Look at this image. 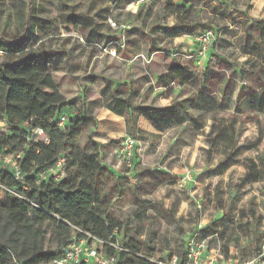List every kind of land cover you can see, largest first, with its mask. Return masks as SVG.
Here are the masks:
<instances>
[{
  "label": "rangeland",
  "instance_id": "1",
  "mask_svg": "<svg viewBox=\"0 0 264 264\" xmlns=\"http://www.w3.org/2000/svg\"><path fill=\"white\" fill-rule=\"evenodd\" d=\"M114 1L0 0V38L8 43L21 39L25 44L28 37H40L41 49L52 55L56 65L52 76L65 98L63 107L66 111L72 109L75 115L81 113L94 119L93 140L100 148L99 160L109 171L123 177L118 180L121 192L111 201V213L123 225L116 234L120 246L128 238L144 243L151 237L156 251L154 259L158 260L168 253L180 252L199 226L220 228L225 213L232 221L241 219L249 223L252 234L241 245L253 244L264 231V111L250 109L238 91L243 87L245 92L247 87L258 90L262 81L257 85L251 74H245L250 69L244 64L247 58L229 45L237 43L240 27L246 21H264V0H219L223 3L218 2L219 5L233 11L234 17L239 16L234 24L214 17L198 2L174 1L177 9L169 15L155 0H147L137 8L127 6L126 0L116 5ZM148 9L153 17L142 24ZM112 17L120 24L126 23L123 42L140 40L145 51H150L149 39L155 38L150 33L154 26L163 29L183 24L195 29L191 35L158 42L160 52L151 51L148 56L145 52L142 57L126 60L111 48L116 41H122V35L109 26L108 19ZM222 26L233 29V34L223 36L224 32L218 29ZM45 27L51 29L47 34L43 31ZM203 33H210L205 51L195 40ZM28 47L36 48L37 44ZM211 54L221 55L232 66L236 65V70L241 67L244 74L237 79L230 75L231 67L226 71L219 67V74L229 80L230 91L226 95L211 94V100L189 103L194 122L179 113L165 129H156L141 117L127 127L124 118L110 110L117 101L113 94L117 84L134 82L136 88L135 81L144 74L154 87L157 75L170 62L188 67L199 79L207 65L218 68ZM6 61L2 54L0 65ZM90 79H95V84ZM107 83L109 87L105 88ZM195 94L196 88L190 85L174 86L166 92L161 88L149 91L148 84H142L140 96L132 102L163 109L175 100L189 99ZM129 137L136 142L130 167L116 155ZM250 144L256 145L232 157L235 164L228 168L219 166L235 147ZM251 162L260 170L261 178L255 183H244ZM137 200L149 201L152 206L145 221L134 215ZM4 203L5 196L0 193V204ZM171 210H175L172 218L162 220L159 211ZM150 232L155 233L154 237ZM206 239L210 247L221 246L211 236ZM54 248V239L47 233L45 249ZM140 252L144 255L146 247L142 246ZM226 261L238 264V260Z\"/></svg>",
  "mask_w": 264,
  "mask_h": 264
},
{
  "label": "trees",
  "instance_id": "2",
  "mask_svg": "<svg viewBox=\"0 0 264 264\" xmlns=\"http://www.w3.org/2000/svg\"><path fill=\"white\" fill-rule=\"evenodd\" d=\"M119 1L115 0L114 4ZM126 1L128 6L137 0ZM174 1L184 4L198 2L214 17L230 20L232 24L239 17H234L233 11L221 6L223 3L219 0H155L169 15L177 9ZM152 14L148 9L143 15L142 24L151 20ZM240 28L241 34L237 43H230L229 47L236 50L241 57L247 58L244 64L250 69L245 74H251V79L254 78L256 82L251 81L262 83L257 84L260 86L258 90L247 87L245 92V87L239 89L238 96H243L242 101L250 109L264 111V21H246ZM194 29L192 25L183 24L163 29L154 26L150 30L155 37L149 39L150 51L141 47L140 40H133L123 42L122 49L115 47L116 54L118 57L122 55L126 60L139 58L145 52L148 56L151 51H162L158 42L191 35ZM218 29L224 32L225 37L233 34V29L226 26ZM48 30L51 29L43 28L46 34ZM40 41V37H28L25 44L21 39L8 43L0 38V51L7 58L6 63L0 65V120L6 123V130L0 132V193L5 196V203L0 204V264H50L62 257L73 237L81 240L85 238L84 234L122 248V251H115L109 246L104 247L107 255L116 257V264H154L149 260L154 259L156 253L151 237L144 243L133 238H128L123 246L117 243L116 234H119L123 225L111 213V201L121 192L118 180L123 177L109 171L99 160L100 148L93 140L96 134L94 119L81 113L75 115L72 109L66 111L63 107L65 98L52 76L56 67L54 59L41 49ZM36 44V48L28 47ZM212 57L215 67L218 66L217 70L207 65L199 79L188 67L170 62L157 75L154 87L149 85L150 80L144 74L135 81L138 82L136 88L134 82L131 85L117 84L113 89L117 101L110 110L123 117L127 127L133 120L141 117L156 129H165L179 113L194 122L189 103L211 100V94L218 92L226 95L230 91L229 80L226 81V77L219 74V67L226 71L229 66L231 76L243 78L244 71L241 67L234 69L236 65L232 66L221 55L214 54ZM90 83L95 84V79H90ZM142 84H148L149 91L161 88L166 92L172 91L174 86L184 88L190 85L196 88V94L189 99L175 100L170 107L163 109L134 105L132 101L140 96ZM107 87L108 83L105 85ZM218 87L220 89L217 91ZM62 115L67 119L63 132L56 126ZM37 129L43 132L42 137L34 134ZM255 145L235 147L219 166H232L236 163L232 157ZM18 153H21L18 161L21 179L2 162V157ZM60 160L64 175L56 181L49 171ZM251 164L249 172L243 178L244 183H255L261 178L260 170L253 162ZM41 174L45 175L44 179L40 178ZM136 205V219L145 221L146 212L152 207L150 202L137 200ZM174 213L175 210L170 213L159 211L165 221L171 219ZM220 222V228L212 225L205 227L200 230L198 237L206 239L211 236L214 242L219 241L222 256L225 259L238 260V264L260 254L261 246L264 245V231L258 234L253 244L243 246L242 241L248 240L252 234L249 223L242 222L241 219L232 221L228 213L222 216ZM47 233L54 239L53 250L45 249ZM149 235L154 237L155 233L150 232ZM142 246L146 247L144 255L140 252ZM231 249L234 256L230 254ZM171 255H177L184 262L185 243L180 252L168 253L167 256ZM167 256L163 255L158 260H164Z\"/></svg>",
  "mask_w": 264,
  "mask_h": 264
},
{
  "label": "built area",
  "instance_id": "3",
  "mask_svg": "<svg viewBox=\"0 0 264 264\" xmlns=\"http://www.w3.org/2000/svg\"><path fill=\"white\" fill-rule=\"evenodd\" d=\"M147 0H137L134 3H131L130 6H134L137 8L140 4L145 3ZM108 23L110 28L115 31H119L122 35V41L115 42V47H123V34L127 29V26L124 24H119L116 21V17H112L108 19ZM210 33H203L202 35L195 38L196 43L201 45V49L203 51L206 50V45L210 40ZM3 53L0 51V56ZM139 57H142L140 55ZM67 119L65 115H62L59 118L56 126L59 131H64L66 127ZM6 130V123L4 120H0V132H4ZM34 134L38 135L39 137L43 136V132L39 129L34 131ZM135 140L133 138H127L122 142L121 146L116 150V155L118 159H123L127 163V166L130 167L131 161L133 158V150L135 147ZM21 159V153L4 156L2 157V162L4 165L8 166L11 170L14 171L15 176L18 179H21V175L19 172V160ZM116 170V169H114ZM56 181L63 178L64 171L62 170V160H60L54 168L50 171ZM45 175L41 174L40 178L44 179ZM202 229L199 226L192 237H189L188 240L185 242V260L182 262L177 255L167 256L168 254L164 255L167 256L164 260H156V259H149L154 264H230L225 262L224 257L220 252V247H210L207 239H200L198 237L200 230ZM85 238L81 240H76L74 237L72 238L71 242L66 248V251L62 255V257L54 261L50 264H80V262L86 264H116V257L109 256L105 253L104 247L109 246L115 251H122L123 249L118 247L115 244L111 243H104L89 234H84ZM232 249L230 253H232ZM231 260V259H230ZM234 263L237 260H231ZM264 264V245L261 246L260 254L250 259L243 264ZM16 264V263H15Z\"/></svg>",
  "mask_w": 264,
  "mask_h": 264
}]
</instances>
